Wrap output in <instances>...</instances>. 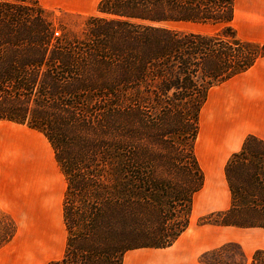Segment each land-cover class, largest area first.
<instances>
[{"label":"trees","instance_id":"obj_1","mask_svg":"<svg viewBox=\"0 0 264 264\" xmlns=\"http://www.w3.org/2000/svg\"><path fill=\"white\" fill-rule=\"evenodd\" d=\"M234 3L99 0L68 36L39 0H0V121L43 134L66 183L64 249L45 264H122L187 228L204 183L195 143L209 90L264 57V43L238 35ZM223 172L228 208L197 222L264 228V139L247 134ZM198 260L264 264V248L248 257L226 242Z\"/></svg>","mask_w":264,"mask_h":264},{"label":"rangeland","instance_id":"obj_2","mask_svg":"<svg viewBox=\"0 0 264 264\" xmlns=\"http://www.w3.org/2000/svg\"><path fill=\"white\" fill-rule=\"evenodd\" d=\"M97 3L91 13L68 11L59 7L46 9L52 11V19L59 35L64 31L68 36H80L85 18L97 14ZM176 27L191 30L213 28L192 24H180ZM263 112L245 108L239 110V117L233 120L260 125L264 122ZM2 121H0V182L4 183L5 187L13 186L16 189L20 214L17 220H14L9 213L0 208V264H45L49 260L60 258L64 249L62 198L65 179L43 134L25 125L16 126ZM228 147H233L231 141ZM201 161L209 171V158L203 153ZM21 175L24 177L22 188L15 181ZM224 197L219 180L211 176L194 196V201L199 205L210 201L213 203V211H217ZM230 231L237 233V240L227 242L239 244L248 257L254 250L264 248V228H231ZM249 239L252 245L249 244ZM231 249L236 250V247L232 246ZM218 256L226 259L228 253L223 251Z\"/></svg>","mask_w":264,"mask_h":264},{"label":"crops","instance_id":"obj_3","mask_svg":"<svg viewBox=\"0 0 264 264\" xmlns=\"http://www.w3.org/2000/svg\"><path fill=\"white\" fill-rule=\"evenodd\" d=\"M98 1L39 0L40 4L45 8L59 7L68 11L81 13H91V10ZM232 24L241 38L264 43V0H235ZM245 108L264 111V57L258 58L243 73L212 87L200 111L195 151L204 173V182L212 176L215 180H219L222 186L225 197L218 210L228 208L230 202L229 190L223 172L227 156L240 148L244 137L249 133L256 134L264 139V122L260 125H254L253 122L242 123L233 120L239 117L238 111ZM210 110L213 115L203 117ZM251 114L253 115V113ZM262 115H264V112ZM262 117L264 121V116ZM201 119H204L209 138L214 145L212 147L213 151H197ZM2 122L23 126L9 121ZM231 131L233 132L230 133ZM229 141L233 143V147L231 148L228 147ZM201 153L209 158V171L202 164ZM15 181L21 188L23 187V175L18 176ZM198 192L193 195L187 228L170 246L129 250L124 254L122 264H201L198 257L202 252L216 248L224 242L237 240V233L231 232V228L248 229L233 226L199 224L197 222L198 218L213 211L214 207L210 201L201 205L196 204L194 196ZM16 193L17 191L13 186L5 187L4 183L0 182V208L9 213L14 220H17L20 214ZM28 206L29 202L27 199V212L29 211ZM249 244L252 245L250 239Z\"/></svg>","mask_w":264,"mask_h":264},{"label":"bare ground","instance_id":"obj_4","mask_svg":"<svg viewBox=\"0 0 264 264\" xmlns=\"http://www.w3.org/2000/svg\"><path fill=\"white\" fill-rule=\"evenodd\" d=\"M209 115H213L212 111H207L204 116H209ZM202 117V118H203ZM4 143V142H3ZM214 145L212 144L209 135H208V131L206 128V124L204 123V119H201V128H200V134H199V138L197 140V151L199 152L200 150L206 151V150H210L213 151Z\"/></svg>","mask_w":264,"mask_h":264}]
</instances>
